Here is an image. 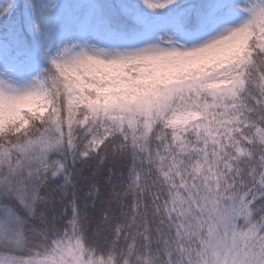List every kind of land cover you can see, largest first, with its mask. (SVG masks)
Segmentation results:
<instances>
[{
  "label": "snow or ice",
  "instance_id": "6c2138e0",
  "mask_svg": "<svg viewBox=\"0 0 264 264\" xmlns=\"http://www.w3.org/2000/svg\"><path fill=\"white\" fill-rule=\"evenodd\" d=\"M0 264H264V0H0Z\"/></svg>",
  "mask_w": 264,
  "mask_h": 264
}]
</instances>
